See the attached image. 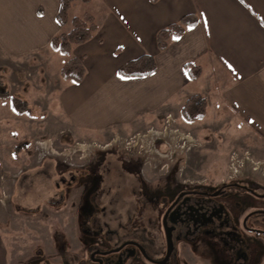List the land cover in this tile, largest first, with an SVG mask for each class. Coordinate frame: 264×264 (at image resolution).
Masks as SVG:
<instances>
[{"label":"rangeland","instance_id":"obj_1","mask_svg":"<svg viewBox=\"0 0 264 264\" xmlns=\"http://www.w3.org/2000/svg\"><path fill=\"white\" fill-rule=\"evenodd\" d=\"M80 12L78 7L70 16L80 15ZM67 60L66 55L51 47L22 57H10L0 49L1 88L28 101L33 108L31 114L18 115L10 100L0 98V256H6L7 264H79L81 258H87L86 249L92 244L87 239L94 236L103 239L102 247L139 235L151 247L164 245L165 236L158 225L146 218L155 212L143 185L152 189L149 191L165 186L168 166L163 167L164 159L153 160L154 155L144 156L138 148L122 144L131 140L134 132L121 136L118 143H111L109 138L98 141L91 136L72 134L65 126L67 121L59 105V87L62 89L67 82L71 83L61 76V68ZM211 112L213 114L214 110ZM227 113L219 115L218 122L212 120L213 124L199 121L190 125L193 129L187 130L186 137L193 138L196 146L191 153L187 152L185 163L182 162L184 166H189V157L196 155L202 159L199 169L202 175L214 174L210 168H216L225 177L229 170L234 172L230 168L231 155L237 154L238 158L250 155L259 160L254 157L256 142L247 134V128H221ZM158 115L144 113L142 119L165 127L167 118L163 121V115ZM186 122L181 117L177 123L173 119L168 126L177 129L181 124H188ZM148 130L143 129L141 133ZM46 139H50L46 145L58 151L73 147L77 142L97 141L101 147L87 160L79 158L78 153L73 160H68L69 157L54 150L37 149V141ZM104 144H108L105 149ZM242 162L237 161L238 171L243 165L253 171L250 161ZM131 163L139 167L136 172L131 171ZM183 165H179L181 169L175 175L180 180L185 177ZM253 173L254 180L264 184V168ZM129 216L133 217L132 221ZM137 216L144 218L141 224ZM189 227L188 234H193L195 226ZM108 230L112 237L105 243ZM212 242L215 244L206 243V246L201 242L202 256L184 247V252L176 258L180 259V264H225L229 252L221 257L218 242ZM222 243L234 249L235 257L240 252L246 253V261L238 258L232 263L264 264V241L251 242L249 249L243 239ZM125 264L133 263L128 259Z\"/></svg>","mask_w":264,"mask_h":264},{"label":"crops","instance_id":"obj_2","mask_svg":"<svg viewBox=\"0 0 264 264\" xmlns=\"http://www.w3.org/2000/svg\"><path fill=\"white\" fill-rule=\"evenodd\" d=\"M60 4L0 0V49L10 57L49 50L51 39L67 30L57 19ZM78 7L80 15L74 16L90 13L99 28L73 48L86 68L82 82L67 80L71 83L59 87V105L72 134L102 141L164 129L142 119L144 113L161 114L163 121L171 115L177 123L187 99L200 94L208 103L206 117L176 128L187 134L191 124L218 122L228 112L221 128H247L256 142L254 157L264 160V0H91L78 1L70 12ZM188 14L198 23L161 51L159 30ZM143 54L155 58L153 74H118L120 66ZM188 63L201 66L198 78H190ZM188 160L187 169L199 171L201 157ZM0 264H7L6 256H0Z\"/></svg>","mask_w":264,"mask_h":264},{"label":"flooded vegetation","instance_id":"obj_3","mask_svg":"<svg viewBox=\"0 0 264 264\" xmlns=\"http://www.w3.org/2000/svg\"><path fill=\"white\" fill-rule=\"evenodd\" d=\"M190 139L193 140V138ZM245 158L244 155L239 158L240 164H243L242 160ZM184 160H180L179 157L171 160L165 186L149 191L152 189L148 190V185L145 183L143 185L150 195L149 201L155 212V215L150 218L146 216V218L158 225L165 236L164 245L151 247L139 235L131 240L126 239L120 244L114 242L113 246L109 244V247H102L100 241L103 239L94 236L87 239L92 244L86 249L87 258H81L79 264H125L128 259L133 264H180V259L176 256L178 254L180 257L184 247L189 252H197L200 255L203 251L201 242H204L205 246L206 243L214 245L213 240L218 242L221 257L224 258V254L229 252V260L225 264H234L238 258L246 261V253L240 252L235 257L232 254L234 249L226 248L228 246L222 242L243 239L248 242L249 249L251 242L264 241V184L254 180V173L248 166L243 165L239 171L238 169L233 170L234 172L229 170V173L226 172L225 177H222L223 172H217L216 168H210L214 174L209 175L204 173L202 175L198 170L187 169L186 165L182 164V162L185 163ZM178 164L185 167L182 169L185 175L183 180L175 176L181 169ZM162 165L163 167L166 165L165 161ZM129 166L133 172L139 168L132 163ZM151 197L155 200L150 199ZM128 218L130 221L133 219L132 216ZM143 219V217L140 219V224ZM95 220L97 222V218ZM165 225L172 229L173 250L169 257ZM190 225L195 226L193 234L191 232L188 234ZM206 226L208 228L203 231ZM111 233L110 230L106 232L103 242L109 243Z\"/></svg>","mask_w":264,"mask_h":264},{"label":"trees","instance_id":"obj_4","mask_svg":"<svg viewBox=\"0 0 264 264\" xmlns=\"http://www.w3.org/2000/svg\"><path fill=\"white\" fill-rule=\"evenodd\" d=\"M78 1L90 2L91 0H61L60 10L57 19L63 28H67L64 32L54 36L50 41V47L68 57V60L61 68V76L75 83H80L86 75V68L81 59L72 55L73 48L76 45L91 40L98 31V23L95 17L90 13L82 16H70V10ZM153 3L159 0H151ZM42 12V10H40ZM198 23L196 15L188 14L183 16L180 21L172 23L157 33L156 40L161 51L168 48L173 38L181 37L188 28ZM186 69L191 79L198 78L202 73L199 65L188 63ZM157 69V63L150 54H143L140 57L130 60L119 67L118 74L121 77H143L153 74ZM0 98L10 100L13 110L18 115L31 114L33 108L26 100L11 95L9 90L1 88ZM207 100L200 94H196L187 99L182 108V116L188 122H194L204 119L207 115Z\"/></svg>","mask_w":264,"mask_h":264},{"label":"built area","instance_id":"obj_5","mask_svg":"<svg viewBox=\"0 0 264 264\" xmlns=\"http://www.w3.org/2000/svg\"><path fill=\"white\" fill-rule=\"evenodd\" d=\"M171 121V117L169 116L167 119V122L169 123ZM171 131H174V138L177 139H182V144H181V152L184 153L185 150L189 149L191 147L190 143H188L186 138V135H184L183 133L179 132L178 130H173L170 129ZM162 131L159 130H155V129H150L148 130L146 133H138V134H134L133 137L131 138V140H127L122 142V144L125 145H132L135 148L139 149V152L141 154H144L143 152V143H147L150 144L151 146H155V140L158 137V135L161 133ZM119 141H121V137L117 136L115 138H113L110 142L111 143H118ZM168 144H170L168 141H166ZM106 145L108 144H104L103 148L105 149ZM94 146H100L99 144L96 143H76L73 147H69L67 149H64L63 151H58L57 153L59 155H62L64 157H69L68 160H73V158L75 157V154L79 153V158H85L88 154L94 153V150H91ZM37 149H40L42 151H48L49 147L46 145V141L45 142H37ZM245 161H250V163L252 164V169L253 171H258L260 170V168H264V161L261 160H255L254 158L250 157V155H245ZM237 161L239 162V158L237 156V154H233L231 155V163H230V168L231 169H236V164ZM245 163V162H244ZM264 174V173H263Z\"/></svg>","mask_w":264,"mask_h":264},{"label":"water","instance_id":"obj_6","mask_svg":"<svg viewBox=\"0 0 264 264\" xmlns=\"http://www.w3.org/2000/svg\"><path fill=\"white\" fill-rule=\"evenodd\" d=\"M166 229V235H167V242H168V257L171 254L173 250V238H172V229L168 228L167 225H165Z\"/></svg>","mask_w":264,"mask_h":264},{"label":"bare ground","instance_id":"obj_7","mask_svg":"<svg viewBox=\"0 0 264 264\" xmlns=\"http://www.w3.org/2000/svg\"><path fill=\"white\" fill-rule=\"evenodd\" d=\"M188 138L190 139L191 137L189 136Z\"/></svg>","mask_w":264,"mask_h":264}]
</instances>
